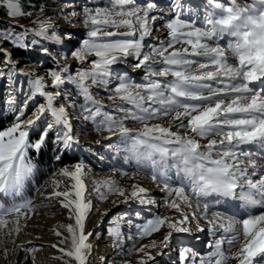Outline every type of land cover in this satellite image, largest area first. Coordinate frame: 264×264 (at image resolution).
I'll list each match as a JSON object with an SVG mask.
<instances>
[{"label": "snow or ice", "instance_id": "1", "mask_svg": "<svg viewBox=\"0 0 264 264\" xmlns=\"http://www.w3.org/2000/svg\"><path fill=\"white\" fill-rule=\"evenodd\" d=\"M7 6L11 15L20 11L15 0H7ZM174 7L180 8L182 5L177 2ZM152 8L151 3L140 8L136 6V0H115L111 9L90 14V39H86L83 48L73 55L85 60L89 54H94L97 59L92 61L90 69L80 70L75 76L64 75L66 69L63 67L51 71L48 74L52 78L51 86L60 89L66 83L74 85L86 105L93 106L91 109L85 107L84 110L89 113L85 118L94 122L100 118L96 130L112 132L115 129L119 132L121 142L110 147L117 152H127L128 158L135 159L138 166L142 161H150L153 180L163 183L170 194L184 203L191 206L189 192L198 200L215 194L235 198L245 208L255 209L254 213L239 217L226 216L220 211L211 212L207 223L214 230L213 234H216L215 230H220L225 235L210 245L212 250L200 258L198 264H227L229 259H235L237 264H256L257 258L264 257V164L258 163L264 153V0H252L244 6H240L237 0H207L202 26L177 17L167 24L172 37L167 48H153L151 52L144 53L142 42L150 34L148 22ZM107 26L126 28L128 31H104L103 28ZM49 27L46 22H41L38 35L46 36ZM137 34L138 38H135ZM225 34L233 38L227 45V50L236 61L233 64L228 62L227 50L215 43ZM117 36L124 38L107 39ZM181 37L184 39L181 40ZM52 38L60 39L55 35ZM174 43L190 47L174 48ZM43 51L47 53L48 49ZM128 56L138 58L137 68L147 66L149 70L144 83L119 78L113 90L114 96L109 99L118 97L132 107L120 108L123 116L117 118L102 111V102L92 95L90 88L96 84L107 85L111 66ZM157 56L163 65L158 71L153 67ZM189 56L200 57L207 62L200 63L189 59ZM194 65L195 70L190 71ZM169 77L171 79H162ZM222 78L229 83L223 88L213 89L209 82L223 83ZM29 84L32 94L23 107H13L15 101L9 99L10 109L18 115L11 126L0 130V226L6 225L5 217L15 215L19 218L22 210H31L29 200L21 199L19 203L14 200L11 204L2 202L4 197L21 196L24 182L33 171L29 149L39 150L49 132L57 128L60 130L56 132V142L68 148L74 140L67 109L54 103L61 92L47 91L43 77L37 76ZM205 91L207 95L203 94ZM37 95L43 97L45 102L36 106L32 117L21 119L28 101ZM170 115H173V120L179 121L178 127L186 130L185 135L173 131L171 126L147 122ZM42 118H46L45 127L39 139L30 142L28 129ZM128 120L143 126L129 128L125 124ZM209 135L219 136L220 139H210L205 145L196 139ZM241 145H256L258 151H243ZM157 154L159 161L153 159ZM169 156L175 160L181 184L179 187L171 188L169 184ZM61 174L74 181L71 190L52 193V196L67 200L66 203L62 200L61 205L74 216L75 224L67 225L68 232L72 234V248L66 254L74 257L78 264H85V250L90 248L86 241L91 233L85 234L84 222L92 210V204L84 199V165L78 163L74 170L65 169ZM104 183L109 184L107 181ZM94 191L101 200L107 199L109 193L125 195L124 189L111 184L106 191H101V186ZM131 196L141 203H151L146 199V189L142 187L134 186ZM169 206L177 211L181 207L176 200H172ZM209 207L208 203H204L202 212L205 216H208ZM187 221V215L175 221L156 216L137 226L138 235L141 238L150 236L165 224L175 232H188L190 229L183 226ZM113 234L119 236L117 230ZM171 235L172 232L167 233L161 243L166 246ZM224 245H227V251ZM151 247H156L155 241L137 251L145 252V248ZM60 251L65 252V249ZM145 256L147 260L141 259L139 264H147L155 259L148 252H145ZM191 256V250L187 247L179 252L181 261H187Z\"/></svg>", "mask_w": 264, "mask_h": 264}, {"label": "rangeland", "instance_id": "2", "mask_svg": "<svg viewBox=\"0 0 264 264\" xmlns=\"http://www.w3.org/2000/svg\"><path fill=\"white\" fill-rule=\"evenodd\" d=\"M114 2L115 0H15L20 11L16 15H11L7 0H0V130L11 126L18 115L10 109L9 99L15 101L13 107H23L25 100L32 94L29 81L39 76L45 78L47 91L61 92L54 103L57 106L63 105L67 109L72 126L71 135L74 137L71 146L65 148L62 143L56 142V132L60 130L57 128L49 132L39 150L29 149L28 156L33 165V171L24 182L21 196L4 197L2 202L11 204L14 200L17 203L21 199L29 200L31 210H22L19 218L15 215L5 218H9L14 224L17 221H22L36 225L28 226L24 233L16 229L5 233L0 232V264H15L14 252L18 250L27 253L34 264H78L74 257H69L66 254L72 248V234L68 232L67 225L75 224L74 216L69 209L62 207L61 201L67 202L64 197L51 196L55 191L71 190L74 181L61 173L65 169L74 170V166L78 163L84 165L82 177L86 186L84 199L92 204V210L84 222L85 234L91 233L86 241L90 248L85 250V264H139L141 259L147 260L145 252L155 257L147 264H198L199 259L212 250L210 245L225 235L220 230H215L216 234L214 235V230L207 223L211 212H222L214 207L216 204H222L220 198L215 199L211 196L198 200L194 194L189 192L191 205L189 206L174 194H170L169 190L164 188L163 183L153 180L150 161H142L138 166L135 159L128 158L127 152H117L114 147H110V145H117L121 142L122 138L119 132L115 129L112 132L96 130V124L100 118H97L95 122L85 118L89 115L84 110L85 107L91 109L93 106L86 105L84 98L74 85L66 83L60 89L51 86L52 78L48 74L53 70L63 67L66 69L64 75L75 76L78 71L88 70L92 67V61L97 59L94 54H89L87 59L80 60L73 53L82 49L83 42L90 39L88 33L92 29V25L88 20L89 15L98 10L111 9ZM177 2L182 7H174ZM251 2L252 0H237L240 6ZM149 3L153 5V8L149 13L150 34L142 42L144 53L151 52L153 48H167L168 43L172 41L167 24L177 17L185 22H195L197 26H202L207 0H136V6L140 8L146 7ZM151 17H155V19H151ZM41 22L50 25L46 36L38 35ZM103 30L128 31L126 28L116 29L111 26L104 27ZM54 35L60 39L52 38ZM123 38L117 36L107 39ZM135 38H138V34ZM183 39L181 37V40ZM232 39L224 41L220 38L215 43H219L227 50V45ZM173 47L190 46L174 43ZM45 48L48 49L47 53L43 51ZM20 50L24 52V55L19 58L17 53ZM171 50L169 49V51ZM226 54L229 60L234 59L230 50H227ZM188 58L198 60L200 63L207 62L200 57L189 56ZM160 60V57H155L153 67L157 71L163 66ZM233 62H236L235 59ZM137 63L138 58L134 56L121 58L111 66L107 85H91L90 91L97 100L102 102L103 112L122 118L123 113L120 108L132 107L118 97L113 99H109V97L114 96L113 90L120 77L133 83L145 82V75L149 69L147 66L137 68ZM195 67L194 65L189 70H195ZM162 79L167 80L171 77ZM222 79L223 83L219 81L209 83L213 89H220L229 83L226 78ZM203 94L207 95L208 92L205 91ZM44 102L45 99L39 95L29 100L25 115L21 119L26 120L32 117L36 106ZM147 103L146 101V105ZM173 115L160 116L147 122L166 127L171 126L173 131L185 135L186 130L178 127L179 121L173 120ZM45 119L42 118L36 125L28 129L30 142L39 139L41 130L45 127ZM125 124L133 129L143 126L141 123L131 120L126 121ZM187 134L191 135L190 132ZM213 138L220 139L219 136L211 135L196 137L202 145L207 144ZM240 148L243 151H258L256 145H241ZM64 153L68 156H75L76 153L79 160L56 166L55 163L60 160L57 157ZM262 158L264 159V157ZM262 158L258 160V163L264 164V160L261 161ZM153 159L159 161L160 157L157 154ZM167 165L170 166L167 168L170 187L181 186L174 158L167 157ZM43 175L45 177L39 181ZM106 181L124 190H129L137 184L138 188L146 189V199L151 203H141L136 197L127 196L126 198V192L124 196H120L118 193H109L107 199L101 200L94 189L101 186V191H106L109 186L104 183ZM54 183L61 188L59 186V189L55 188ZM42 192L55 199L58 207L54 213L49 214L46 212L48 209L45 206L37 204ZM172 200H176L181 205L179 211L169 206ZM209 202H212L213 205H210ZM204 203H208L210 206L208 216L202 212ZM240 209L241 207L236 206L235 214L232 215L231 212L229 215H225L239 217L237 211ZM183 215L188 216V221L183 226L188 227L190 229L188 232L192 233L188 238H183V235L188 232H175L169 229L167 224L150 236L141 238L138 235L137 226L143 225L149 219L160 216L169 217L175 221L180 220ZM38 216H44L46 220L40 221ZM114 230L118 231L119 236L113 234ZM198 230L200 231L198 232ZM169 232H172V235L165 246L161 241ZM32 236L42 238L33 247L24 243L25 240L29 241ZM153 241L156 242V247L145 248V252L137 251L145 245L152 244ZM185 247L191 250L192 256L187 261H181L179 252ZM62 248L65 249V252L60 251ZM224 249L227 251V245H224ZM235 250L232 249V251ZM227 264H237V261L229 259ZM256 264H264V257L257 258Z\"/></svg>", "mask_w": 264, "mask_h": 264}, {"label": "bare ground", "instance_id": "3", "mask_svg": "<svg viewBox=\"0 0 264 264\" xmlns=\"http://www.w3.org/2000/svg\"><path fill=\"white\" fill-rule=\"evenodd\" d=\"M229 38H232V37H230V36H228L227 34H225L224 36H222L221 37V40H227V39H229ZM234 60V59H233ZM233 60H229L230 62V64H233V63H235V62H233ZM251 86V85H250ZM257 87H259V83L257 82ZM59 184V183H58ZM62 184V183H61ZM54 185H55V183H54ZM57 185V184H56ZM55 185V188H58V186H56ZM134 186H136L137 188H138V185L137 184H135V185H133L132 186V188L131 189H125L124 191L126 192V197L127 196H129L130 198L132 197V196H130L131 195V193H132V191L134 190ZM59 188H61L60 186H59ZM58 188V189H59ZM40 201H38V203L37 204H39V205H42V206H45L48 210L46 211V212H48L49 214H52V213H54L55 211H56V209H57V203H55L56 201H55V199H52L51 197H49L46 193H41L40 195ZM52 196V195H51ZM212 197H214L215 199H217L218 197H216V196H213V195H211ZM211 196H209V197H211ZM208 197V198H209ZM135 198V197H134ZM213 202V201H212ZM212 202H209V204L210 205H213V203ZM212 203V204H211ZM214 207H216L217 208V206L216 205H214ZM218 210H221V208L219 209V208H217ZM234 211V206L233 205H228L227 207H226V209H223L222 210V212H224L225 214H230L231 212H233ZM255 212V209H252V213H254ZM5 219H7V220H5L6 221V225H4V226H0V232H3V233H5V232H8V231H11V230H14V229H18V231L19 232H23L24 233V231L28 228V226H30V225H33V226H35L36 224H29L28 222L26 223V222H22V221H17V223L16 224H14V223H12L10 220H9V218H5ZM38 219L41 221H45L46 220V218L44 217V216H38ZM31 228V227H30ZM200 230H201V228H200ZM200 230H198V232L200 231ZM33 234V233H32ZM41 234H43V233H41ZM40 234V235H41ZM35 235V234H34ZM42 238L41 237H39L38 238V236H36V237H33L32 236V238L29 240V241H27V240H25L24 241V243L26 244V245H29V246H35V244L36 243H38L40 240H41Z\"/></svg>", "mask_w": 264, "mask_h": 264}, {"label": "trees", "instance_id": "4", "mask_svg": "<svg viewBox=\"0 0 264 264\" xmlns=\"http://www.w3.org/2000/svg\"><path fill=\"white\" fill-rule=\"evenodd\" d=\"M24 55V52L22 50H20L18 53H17V57H22ZM60 160H58L55 165L56 166H60V165H63V164H66V163H72V162H75V161H78L79 160V157L76 156V153H75V156H68L66 153H64L63 155H61L59 157ZM47 174V173H46ZM45 177V175H43V177L40 178L39 181H41L43 178ZM15 256H14V262L15 264H34L32 262V260L29 258V256L27 255V253L23 252V251H15Z\"/></svg>", "mask_w": 264, "mask_h": 264}]
</instances>
